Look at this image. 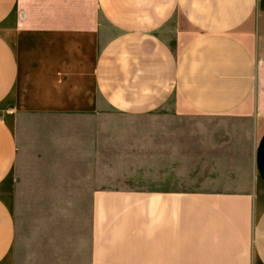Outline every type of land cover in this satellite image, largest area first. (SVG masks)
<instances>
[{
  "label": "crops",
  "instance_id": "1",
  "mask_svg": "<svg viewBox=\"0 0 264 264\" xmlns=\"http://www.w3.org/2000/svg\"><path fill=\"white\" fill-rule=\"evenodd\" d=\"M103 112L190 121L200 191L103 190ZM0 264H264V0H0Z\"/></svg>",
  "mask_w": 264,
  "mask_h": 264
},
{
  "label": "rangeland",
  "instance_id": "2",
  "mask_svg": "<svg viewBox=\"0 0 264 264\" xmlns=\"http://www.w3.org/2000/svg\"><path fill=\"white\" fill-rule=\"evenodd\" d=\"M101 135L103 190L195 193L206 149L195 143V126L171 113L131 119L103 112ZM194 142L195 146L192 144Z\"/></svg>",
  "mask_w": 264,
  "mask_h": 264
}]
</instances>
